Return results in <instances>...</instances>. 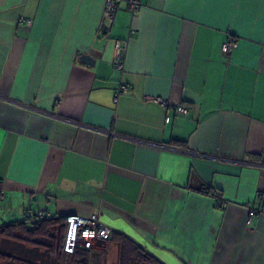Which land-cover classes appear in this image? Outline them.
<instances>
[{"label":"crops","instance_id":"0c3cea01","mask_svg":"<svg viewBox=\"0 0 264 264\" xmlns=\"http://www.w3.org/2000/svg\"><path fill=\"white\" fill-rule=\"evenodd\" d=\"M107 1L0 0V226L96 215L162 264H264V0Z\"/></svg>","mask_w":264,"mask_h":264},{"label":"trees","instance_id":"16d2710c","mask_svg":"<svg viewBox=\"0 0 264 264\" xmlns=\"http://www.w3.org/2000/svg\"><path fill=\"white\" fill-rule=\"evenodd\" d=\"M39 212L41 210L27 211L22 222L0 226V264H10L11 261L16 262L15 264H30V258L35 261L48 258L52 264L66 262L90 264L89 250L75 248L72 253L63 251L66 217L56 218L42 211L44 216L40 219ZM53 228H58L57 238L49 234ZM9 242H12L11 246ZM109 243L118 246L120 264H162L135 242L121 234L116 235L112 232ZM26 244L31 247V250L25 249ZM41 248H45V253L42 255L39 254Z\"/></svg>","mask_w":264,"mask_h":264},{"label":"built area","instance_id":"2783aa9c","mask_svg":"<svg viewBox=\"0 0 264 264\" xmlns=\"http://www.w3.org/2000/svg\"><path fill=\"white\" fill-rule=\"evenodd\" d=\"M121 0H108L105 12H104V21L107 24H112L114 20V16L118 10V5ZM128 9L131 13L137 11L139 5L135 0L127 1ZM30 21H26V25H30ZM135 32L131 31V35H134ZM236 47V42L232 37L227 38V40L222 44L221 51L225 55H229L233 49ZM115 67L118 70H122V65L118 62ZM131 92L125 86H119L114 93L113 103L116 104L120 97L129 95ZM155 101L159 103L161 106L166 107L167 103L160 98H156ZM173 110L176 115L187 116L189 114V110L185 106H175ZM169 117L165 119V122L168 123ZM5 198V194L3 192V187L0 182V201ZM44 213L41 211L38 213V217L42 219ZM112 229L102 223L96 215H92L90 217H81L77 215H70L66 217V235L64 242V251L66 253H72L73 250L77 247L78 241L88 242L93 240H105L109 237Z\"/></svg>","mask_w":264,"mask_h":264},{"label":"rangeland","instance_id":"374dc122","mask_svg":"<svg viewBox=\"0 0 264 264\" xmlns=\"http://www.w3.org/2000/svg\"><path fill=\"white\" fill-rule=\"evenodd\" d=\"M90 217V216H89ZM66 222V221H65ZM51 237H58V228H53L49 232ZM66 235V231H65ZM112 235V231L109 237L105 240H93L88 242L78 241V245L76 248L89 250L91 253V263L90 264H120V250L117 245L109 243L110 237ZM65 242V239H64ZM64 242H63V251H64ZM9 245H12V242H9ZM25 249L31 250L29 245H25ZM65 252V251H64ZM45 248H41L39 250V254H44ZM66 253V252H65ZM31 261V262H30ZM16 262H12L10 264H15ZM30 264H52L48 258L45 260H29ZM64 264H75V263H64Z\"/></svg>","mask_w":264,"mask_h":264},{"label":"water","instance_id":"95a60500","mask_svg":"<svg viewBox=\"0 0 264 264\" xmlns=\"http://www.w3.org/2000/svg\"><path fill=\"white\" fill-rule=\"evenodd\" d=\"M79 62L81 64H84L86 66H93L94 65V60L91 58L89 55L82 54L79 58Z\"/></svg>","mask_w":264,"mask_h":264}]
</instances>
